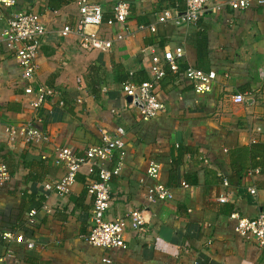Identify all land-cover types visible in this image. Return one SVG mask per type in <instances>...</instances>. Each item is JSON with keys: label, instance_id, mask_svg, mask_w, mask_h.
Wrapping results in <instances>:
<instances>
[{"label": "crops", "instance_id": "1", "mask_svg": "<svg viewBox=\"0 0 264 264\" xmlns=\"http://www.w3.org/2000/svg\"><path fill=\"white\" fill-rule=\"evenodd\" d=\"M80 1L54 12L48 0H19V12L39 13L50 30L37 59L36 83L23 80L13 53L0 47L2 124H32L50 136L37 145L20 135L10 141L1 132L0 159L12 177L0 189L2 264H264V247L240 236L231 219L233 213L249 219L264 213V5L250 0L245 11L160 24L152 33L157 13L175 9L178 17L185 11L182 0H125L131 4L125 26L114 23L119 0H90L103 8L101 32L115 43L110 52H84L76 37L58 34L77 21ZM16 13L0 6V33ZM178 47L185 49L186 65L214 71L217 80L210 93L198 95L183 77L168 73L156 89L167 110L145 122L122 91L123 76L149 80V50L162 55ZM38 86L54 95L36 110L37 94L30 90ZM239 93L247 95L246 104L233 102ZM118 128L127 133L126 155L121 176L111 184L107 219L140 211L148 231L138 234L128 226V248L106 250L84 240L94 207L85 184L96 177L84 169L68 196L48 194L44 186L67 174L58 149L82 155L101 144L102 132L115 136ZM152 161L161 167L156 180L147 175ZM156 184L167 186L173 199L151 204L149 189ZM31 209L39 212L34 227L28 226ZM6 233L37 245L30 250L5 241Z\"/></svg>", "mask_w": 264, "mask_h": 264}, {"label": "built area", "instance_id": "2", "mask_svg": "<svg viewBox=\"0 0 264 264\" xmlns=\"http://www.w3.org/2000/svg\"><path fill=\"white\" fill-rule=\"evenodd\" d=\"M19 0H0V6L8 9L17 7ZM185 11L175 17V9H165L156 15V22L149 30L157 33L160 24L181 22L192 24L199 22L202 18L213 12H221L226 9L232 11H245L250 7V0H182ZM264 5V0H259ZM79 17L72 24L64 25L58 34L63 39L76 37L81 50L84 52H110L114 47V40L103 36L102 27L106 22L103 8L90 0H81L78 3ZM131 14V4L125 0H119L114 6V23L127 25ZM145 26H140L144 31ZM50 30L39 13L22 11L14 14L8 21L5 29L0 33V47L13 53L21 70L23 80L29 83H36L38 75L37 59L40 55L44 38ZM125 38L123 35L118 39ZM150 77L149 80L137 83L131 74V78L122 85V91L127 98H132L131 107L137 108L143 121L149 122L166 112V104L158 99L156 89L167 76V71L174 74H181L188 81L196 94L205 95L212 91L217 80V73L204 71L184 63L186 52L178 47L174 52L165 51L162 55L154 48L149 50ZM30 92L37 94V100L33 103L36 110L42 108L47 100L54 95V91L44 86H38ZM247 95L239 93L234 95L233 102L237 105L247 103ZM4 133L8 140L13 141L18 135L25 138L27 143L44 144L50 142V136L32 124L14 127L3 125L0 119V135ZM101 144L89 148L84 154L78 155L71 148L58 149V163L66 167L67 174L62 179L48 182L44 189L48 194L68 196L76 184L78 176L84 169L88 170L90 176L94 175L93 181L88 179L85 186L89 195L94 198L92 214L93 227L84 240L93 247L106 250L119 248L126 250L128 245L125 235L128 228L138 234H145L148 231V221L140 211H132L127 218H116L108 220L107 213L112 204L111 184L114 178L120 177L124 166L126 155V130L118 128L115 136L102 132ZM118 155V156H117ZM116 166L110 168L109 163L116 159ZM161 167L156 161L150 163L147 175L150 179H158ZM12 177L7 164L0 159V189L5 187ZM187 186V185H185ZM255 193V191H253ZM173 199V193L163 184H156L149 189L148 200L151 204L159 201ZM38 210L31 209L28 214V226L34 227L37 224ZM130 222H128V220ZM231 219L236 221L235 231L242 237L252 238L264 247V213L257 219L241 217L233 213ZM129 226V227H128ZM5 241H15L25 244L28 249H35L37 243L33 238L27 239L24 235L6 233L3 235ZM12 255L11 252L8 253ZM4 259H0V264ZM104 263L110 264L109 259Z\"/></svg>", "mask_w": 264, "mask_h": 264}, {"label": "trees", "instance_id": "3", "mask_svg": "<svg viewBox=\"0 0 264 264\" xmlns=\"http://www.w3.org/2000/svg\"><path fill=\"white\" fill-rule=\"evenodd\" d=\"M26 1V0H25ZM49 1V8L51 11H59L62 7L72 4L73 0H48ZM19 5V2H18ZM168 73H172L171 71H167ZM174 74V73H172ZM179 77H182L181 74H174ZM128 80V76H123L122 83H125Z\"/></svg>", "mask_w": 264, "mask_h": 264}, {"label": "rangeland", "instance_id": "4", "mask_svg": "<svg viewBox=\"0 0 264 264\" xmlns=\"http://www.w3.org/2000/svg\"><path fill=\"white\" fill-rule=\"evenodd\" d=\"M13 11L19 12L20 11V8L19 7H15V8H13Z\"/></svg>", "mask_w": 264, "mask_h": 264}, {"label": "water", "instance_id": "5", "mask_svg": "<svg viewBox=\"0 0 264 264\" xmlns=\"http://www.w3.org/2000/svg\"><path fill=\"white\" fill-rule=\"evenodd\" d=\"M128 101H129V103L131 104L132 103V98H128Z\"/></svg>", "mask_w": 264, "mask_h": 264}]
</instances>
